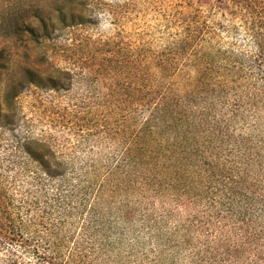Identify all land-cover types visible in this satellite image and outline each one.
Wrapping results in <instances>:
<instances>
[{
	"label": "trees",
	"instance_id": "16d2710c",
	"mask_svg": "<svg viewBox=\"0 0 264 264\" xmlns=\"http://www.w3.org/2000/svg\"><path fill=\"white\" fill-rule=\"evenodd\" d=\"M222 1L233 46L204 48L208 4L190 0L175 58L140 61L120 88L112 76L83 141L57 129L68 106L42 129L19 109L24 91L66 97L68 71L27 68L0 89V264H264V0ZM13 33L52 35L24 21ZM6 70L0 59V81Z\"/></svg>",
	"mask_w": 264,
	"mask_h": 264
},
{
	"label": "rangeland",
	"instance_id": "374dc122",
	"mask_svg": "<svg viewBox=\"0 0 264 264\" xmlns=\"http://www.w3.org/2000/svg\"><path fill=\"white\" fill-rule=\"evenodd\" d=\"M204 1L208 7H202L201 15L212 33L204 48L232 47V11L224 1ZM190 5V0H0V59L7 66L0 89L23 83L27 68L50 73L54 65L68 71L72 86L66 97L52 101L45 94L36 99L24 91L19 109L22 115L43 117L42 129L50 124L52 108L65 112L69 107L74 113L62 122L55 118L57 129L65 127L73 143L83 141L97 123L90 121L91 95L109 92L112 76L119 88L135 80L140 61L174 59L168 50L182 37ZM19 21L38 29L46 25L51 38L41 44L21 42L13 33ZM178 60L184 64L183 58ZM151 71L159 77L155 68ZM190 76L194 72L183 67L177 86L184 88Z\"/></svg>",
	"mask_w": 264,
	"mask_h": 264
}]
</instances>
